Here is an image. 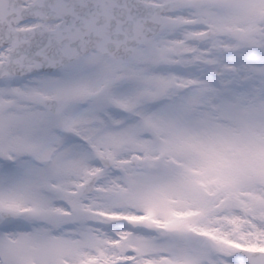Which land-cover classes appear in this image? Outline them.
<instances>
[{"label":"snow or ice","instance_id":"obj_1","mask_svg":"<svg viewBox=\"0 0 264 264\" xmlns=\"http://www.w3.org/2000/svg\"><path fill=\"white\" fill-rule=\"evenodd\" d=\"M0 264H264V0H0Z\"/></svg>","mask_w":264,"mask_h":264}]
</instances>
